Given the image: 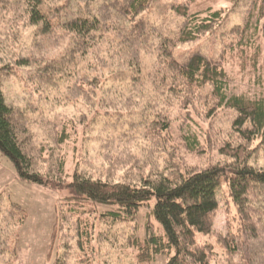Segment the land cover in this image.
I'll return each mask as SVG.
<instances>
[{"label":"trees","instance_id":"trees-1","mask_svg":"<svg viewBox=\"0 0 264 264\" xmlns=\"http://www.w3.org/2000/svg\"><path fill=\"white\" fill-rule=\"evenodd\" d=\"M229 1L0 0V43L35 27L70 45L55 61L23 49L0 67V153L18 180L68 192L53 264H264V0ZM14 78L24 107L6 99ZM60 89L89 115L50 113ZM80 126L94 154L69 173ZM181 148L208 165L188 166ZM223 186L226 233L213 226ZM26 219L0 195V264H16Z\"/></svg>","mask_w":264,"mask_h":264},{"label":"rangeland","instance_id":"rangeland-1","mask_svg":"<svg viewBox=\"0 0 264 264\" xmlns=\"http://www.w3.org/2000/svg\"><path fill=\"white\" fill-rule=\"evenodd\" d=\"M220 4L230 7L231 2L229 0H222ZM220 4L217 6H220ZM9 37L4 38L0 43V67L7 62L14 61L19 54H21V50L23 49L28 50L29 55L36 58L35 60L42 59L43 62H49L58 60L67 52L70 46L66 38L63 40L60 39L61 37L50 36L49 38L42 35L39 29L35 27H29L18 31L15 42L12 41L11 36ZM206 44L210 47V43ZM5 46L7 49L3 50ZM190 49L191 47H186L182 49V52H189ZM232 70L234 73H238L237 68L232 67ZM22 73L25 74V71ZM235 79H237V77ZM235 81L236 80H234L233 83L234 86L238 85V82ZM23 86H25L23 85V80L17 78L5 84L4 93L8 102L11 100L15 101V104L21 107L27 104L26 97H23ZM240 89H242V86H240ZM62 94H64L63 90L60 89L49 97L50 102L52 99H56L46 107L50 113H62L63 118L67 120H77L82 115H89V108H85L80 103L66 102ZM105 97L108 98V95L105 94ZM194 119V122H199L198 119ZM179 120H181L180 117L176 118V122L174 123L175 136L179 135L178 128L182 125V120L181 122ZM205 123H201L204 128ZM213 123L217 128L224 131L228 128V120H226L223 114H220ZM80 136L81 126L78 128L75 142L74 139H72L64 152L66 156V170L69 173L74 171L77 160L81 161L80 158L84 156L91 162L90 156L94 154V151H91L95 146L93 136L91 137V142L87 141L82 145L80 144ZM180 152L182 159L188 166L189 164L201 167L208 165V160L205 157L189 154L188 151L182 148ZM214 160H218V157H215ZM0 195L20 205L27 216L25 223L19 229L16 264H53L59 242V215L63 211L64 198L68 197V192L66 190L52 191L45 187L26 184L18 180L13 164L0 153ZM217 200L219 210L213 226L215 231L226 233L233 230L235 227L232 218L235 214V207L230 199L226 197L225 186H223L219 192L217 191ZM152 223L155 224V221L152 220ZM138 224L140 227L141 225L143 226V219L141 216L139 217ZM143 233L144 230L142 231L141 229L140 236H142ZM109 252L112 255L113 261L118 253ZM121 258L122 262L125 264L131 263L127 256H122Z\"/></svg>","mask_w":264,"mask_h":264}]
</instances>
